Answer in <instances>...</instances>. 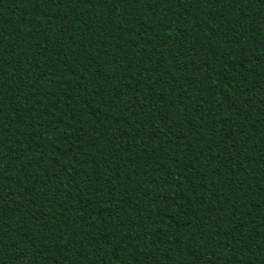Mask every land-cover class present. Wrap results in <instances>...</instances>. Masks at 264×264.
<instances>
[{
  "label": "trees",
  "instance_id": "obj_1",
  "mask_svg": "<svg viewBox=\"0 0 264 264\" xmlns=\"http://www.w3.org/2000/svg\"><path fill=\"white\" fill-rule=\"evenodd\" d=\"M0 264H264V0H0Z\"/></svg>",
  "mask_w": 264,
  "mask_h": 264
}]
</instances>
